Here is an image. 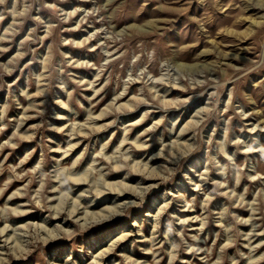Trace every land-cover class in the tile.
I'll return each instance as SVG.
<instances>
[{"label":"rangeland","instance_id":"374dc122","mask_svg":"<svg viewBox=\"0 0 264 264\" xmlns=\"http://www.w3.org/2000/svg\"><path fill=\"white\" fill-rule=\"evenodd\" d=\"M0 264H264V0H0Z\"/></svg>","mask_w":264,"mask_h":264},{"label":"bare ground","instance_id":"6f19581e","mask_svg":"<svg viewBox=\"0 0 264 264\" xmlns=\"http://www.w3.org/2000/svg\"><path fill=\"white\" fill-rule=\"evenodd\" d=\"M185 130V129H184ZM182 132V131H181ZM180 133V132H179ZM180 135V134H179ZM71 176V175H70ZM86 177V176H85ZM85 177L83 178V180H85ZM74 180H79L80 178H73ZM80 181V180H79ZM69 189V188H68ZM98 190L96 191L97 192V195L96 196H98V197H104L105 195H107V194H114V192H112V188H109L110 190L107 192V191H105L104 189H99V188H97ZM63 193H61L60 194V196H57V198H58V202H61L62 201V195ZM115 194H116V196L118 197V196H120L121 195V192H115ZM68 196V195H67ZM81 199L79 198V199H76V198H74L73 200H72V202L69 204L70 206L68 207V213H69V215H72V216H75V215H77L78 213H79V204L81 203V201H80ZM56 204V203H55ZM58 205V204H57ZM61 205V204H60ZM116 206V205H115ZM57 207V206H56ZM84 207V209H83V215H82V218H84L85 220L87 219V215L89 214H91L92 216H94V217H97V216H103V218H106L107 217V214H109L112 210H114V207H107V206H105L104 208H106L105 210V212L103 211H99L98 213H96V212H92V211H89L88 209H87V207H89V205H85V206H83ZM117 207V206H116ZM58 208V207H57ZM81 217V216H80ZM7 227V226H6ZM5 230V228H3L2 229V232ZM5 232V231H4ZM115 237H117V238H115L113 241H118V242H121V241H123L124 239H125V234L122 232V233H119V234H117ZM109 246H107V247H105L102 251H101V254H102V256L104 255V254H106L107 253V251H109Z\"/></svg>","mask_w":264,"mask_h":264}]
</instances>
